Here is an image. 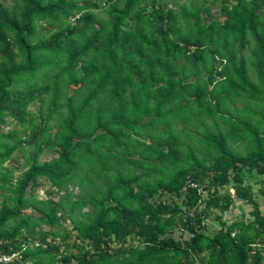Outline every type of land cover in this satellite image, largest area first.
Returning a JSON list of instances; mask_svg holds the SVG:
<instances>
[{
    "label": "trees",
    "instance_id": "trees-1",
    "mask_svg": "<svg viewBox=\"0 0 264 264\" xmlns=\"http://www.w3.org/2000/svg\"><path fill=\"white\" fill-rule=\"evenodd\" d=\"M14 1L0 0V258L19 256L0 264H264L244 182L264 174V0ZM41 179L49 198L27 194ZM226 186L253 220L210 234Z\"/></svg>",
    "mask_w": 264,
    "mask_h": 264
},
{
    "label": "rangeland",
    "instance_id": "rangeland-1",
    "mask_svg": "<svg viewBox=\"0 0 264 264\" xmlns=\"http://www.w3.org/2000/svg\"><path fill=\"white\" fill-rule=\"evenodd\" d=\"M198 0H179L180 3H186L190 4L191 2H195ZM105 0H102L100 4L104 5ZM5 5L7 6H13L16 2L14 0H4ZM222 20L223 17H220ZM250 65V71H251V76L252 78L256 77V72L254 65L249 63ZM39 102H35L30 105V109L33 110L34 112H37L39 110ZM9 125L3 126L4 130H9L11 128L17 127L15 121H11ZM54 131V130H53ZM25 147H29L28 144L25 145ZM23 153L20 151H17L15 153L16 158L20 161H24V156L22 155ZM55 154L51 150H46L42 156V160L46 159H52ZM18 161L17 160H10L6 163V165L12 169L15 178L16 176L20 175L22 172V169L17 168ZM264 180V174H257L256 171H254L251 175L246 174L244 177V182L245 184H250L253 187L254 192L256 193L257 200L261 204V210L264 212V195L260 192V188L262 186L261 181ZM51 189V183L48 181H44L43 179L40 180V184L37 186H30L27 190V194L34 193L35 196L38 198H49L51 195H49V190ZM73 191L78 193L79 189L78 187H73ZM229 192L231 193V196L233 197V202L229 206V208L225 210H220V209H214L211 211L210 215L204 216L203 217V222L204 225L206 226V230L208 233L213 234L217 231H219L222 228V223H232L234 220H246V221H251L253 220L252 216V211L254 209L253 205L246 202L245 200L239 199L236 195L235 189L232 186H226L225 188L222 189V192ZM205 196H207L206 192L204 193ZM61 196L60 193H55L52 194V197L55 200H58ZM161 199L169 200L172 197L169 195H161ZM9 202L10 201V194L6 191H0V207L2 206L3 202ZM205 207V203H202L199 207V210H203ZM29 214L36 213L33 209H28L26 210ZM63 226L65 229H67L69 232L72 233V238L70 239L71 242L75 240L76 236V231L73 230V224L69 219L63 220ZM45 230H50L49 226L44 225L43 226ZM172 236H175L178 239L185 240L191 236V233L189 230L183 229V227H176L172 232ZM137 243L136 239H133L132 237L130 238L128 244H134ZM76 261L74 262V264Z\"/></svg>",
    "mask_w": 264,
    "mask_h": 264
},
{
    "label": "built area",
    "instance_id": "built-area-1",
    "mask_svg": "<svg viewBox=\"0 0 264 264\" xmlns=\"http://www.w3.org/2000/svg\"><path fill=\"white\" fill-rule=\"evenodd\" d=\"M17 256H19V254H12V255H10V256H8V255H4V256H2L1 258H0V260L1 261H5V262H10V261H12L14 258H16Z\"/></svg>",
    "mask_w": 264,
    "mask_h": 264
}]
</instances>
